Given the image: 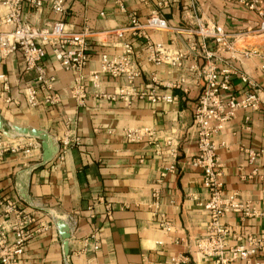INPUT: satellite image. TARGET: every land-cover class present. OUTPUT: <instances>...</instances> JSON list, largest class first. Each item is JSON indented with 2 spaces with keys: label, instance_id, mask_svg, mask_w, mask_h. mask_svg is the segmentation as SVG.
I'll list each match as a JSON object with an SVG mask.
<instances>
[{
  "label": "crops",
  "instance_id": "0c3cea01",
  "mask_svg": "<svg viewBox=\"0 0 264 264\" xmlns=\"http://www.w3.org/2000/svg\"><path fill=\"white\" fill-rule=\"evenodd\" d=\"M161 1L64 0L67 8L64 21L70 31L78 32L84 27L90 31L85 76L98 72L102 53L116 55L122 43L130 41L141 71L136 80L141 90L150 82L151 73L161 82L184 80L177 89L157 87V93L173 95L172 102L150 103L139 99L126 105L121 100L98 97L97 91L110 93L125 84L123 77L99 74L96 89L90 88L91 83L85 78L84 84L89 89L84 104L77 105L70 95L75 72L61 68L46 47L41 64L54 78L53 87L60 101L55 106L40 101L36 107H30L22 89L31 82L33 72L24 70L19 52L0 59V74L5 76L8 85L5 90L0 81L3 128L42 131L53 143L63 136L79 138V144L68 150L57 169L52 168L53 157L42 161L41 146L31 158L21 153H7L0 162L2 197L18 200L20 208L33 218L28 226L33 235L18 264H147L186 252H189L186 264H212L196 251L194 244V238L204 233L208 221L202 207L207 193L201 172L188 165L197 151L191 112L203 88L202 82L188 71L194 56L189 55L180 68L153 66L146 59L143 40L126 29L131 12L142 21L151 11L159 10L168 28L150 31L149 38L171 48H186L191 36L189 31L195 30L198 22L221 26L233 40L230 50L219 53L217 69L234 66L249 76L260 88L261 106L257 111H237L215 142L225 193H236L239 199L250 203L255 213L252 216L227 213L221 222L237 234L249 233L264 239V160L248 164L239 150L240 145L252 150L264 145V73L261 71L264 46L244 40L257 32V16L234 0H195L192 10L188 8L189 0H166V4L159 7ZM22 10L27 20L37 27L49 26L59 18L46 4L39 10L24 5ZM3 12L0 7V15ZM207 48H214L211 40H207ZM196 59L201 63L200 58L196 56ZM241 88L240 81L233 78L227 95L236 96ZM246 117L249 121L244 125ZM126 129L152 131L160 147L167 138L171 139L177 149L175 171L160 179L159 173L171 159L164 154L155 155L154 144L148 143L146 138L126 142L122 136ZM23 141L30 142V139L25 136ZM253 167L257 169L256 175L250 179L241 177L249 175ZM155 188L161 192L156 217L149 207ZM160 214L169 224V232L159 227ZM58 220L69 226L66 256L56 228ZM92 235L98 242L97 250L92 249ZM176 240L179 243H175ZM256 261L264 263V247L251 259V262ZM242 263L236 260L233 264Z\"/></svg>",
  "mask_w": 264,
  "mask_h": 264
},
{
  "label": "built area",
  "instance_id": "2783aa9c",
  "mask_svg": "<svg viewBox=\"0 0 264 264\" xmlns=\"http://www.w3.org/2000/svg\"><path fill=\"white\" fill-rule=\"evenodd\" d=\"M88 1V0H81ZM189 9H194L195 0H189ZM248 11L256 14L258 19L257 32L264 38V11L263 0H234ZM46 4L51 11L59 16L49 26L37 27L32 25L23 14V6L39 10ZM166 4L162 0L158 4L161 7ZM0 7L4 12L0 15V59L19 52L22 56L24 70L33 72V78L26 84L22 91L26 103L30 107H36L42 101L47 106H55L60 97L53 87L54 78L48 75L41 62L46 55V47H49L54 60L66 71L75 72L70 95L76 100L77 105H83L89 89L84 84L85 78L91 83L90 88L99 86L98 75H106L110 78L123 77L125 84L113 92L97 91L98 97L110 101L121 100L130 105L135 100L145 99L150 103L172 102L175 97L171 94H159L156 89L159 86L177 89L184 83L183 79L175 82H161L155 73H151L150 82L140 89L136 85L137 78L141 75L134 56L133 46L130 41L122 43L120 52L108 56L102 53L99 57L98 72H91L87 76L83 70L88 63L89 35L87 27L81 31L68 30L64 21L67 8L64 0H0ZM120 9L123 6L120 4ZM128 32L133 36L140 37L145 45L146 59L153 66L167 65L172 68H180L183 61L189 55L194 56L188 71L202 82V91L191 112V125L196 133V154L188 160V165L200 170L202 184L207 193V198L202 204L207 212L208 221L202 235L194 238L195 249L212 264H233L241 260L242 264H264L263 262H251V259L261 252L264 247V239L254 234H237L233 229L221 222L227 213H236L241 216H252L255 213L248 201L239 199L236 193H225L221 182L222 166L217 154L218 145L215 138L223 130L225 124L234 118L239 110L257 111L261 106L260 88L249 76L240 69L230 66L221 70L217 69L216 62L220 59L219 53L232 48L233 40L225 30L216 24H202L198 22L195 30H190L191 36L187 39L184 49H175L163 43L152 42L149 38L150 31H164L168 24L159 10H153L144 20H139L134 12L128 14ZM1 28H8L1 30ZM198 38V39H197ZM207 40H211L214 48H207ZM196 56L201 63L197 62ZM264 73V65L261 68ZM233 78H237L242 88L239 93L227 95L231 89ZM3 89L8 85L5 76L0 74ZM249 119H244L247 125ZM28 137L30 142L23 141ZM126 142L135 143L147 139L148 143L154 144L155 155L169 157L171 163L159 173L160 179L166 173L174 172L177 149L169 138L164 146L157 144V137L148 129H126L122 132ZM79 144L77 136H63L56 143L57 151L53 155V169L59 168L64 162L68 150ZM225 147L224 143H220ZM40 142L35 137L0 131V162L5 154L21 153L22 156L31 158L34 152H38ZM245 155L248 164H254L258 159L264 160V145L258 150L249 149L243 145L239 148ZM242 166L238 167L241 170ZM257 174V169L252 168L249 175L242 178L250 179ZM158 180V182L160 181ZM161 192L158 188L151 193L152 202L149 205L152 216L158 214L157 207ZM109 213V212H108ZM158 222L161 230L170 231V226L159 215ZM70 221L74 220L69 217ZM33 221L31 215L19 206L18 200L3 198L0 193V264H18L27 241L33 235L28 226ZM93 238V250L98 249V242ZM231 240L236 244H231ZM175 243H179L178 240ZM156 242V245H159ZM189 261V252L175 254L160 262H147V264H186Z\"/></svg>",
  "mask_w": 264,
  "mask_h": 264
},
{
  "label": "water",
  "instance_id": "95a60500",
  "mask_svg": "<svg viewBox=\"0 0 264 264\" xmlns=\"http://www.w3.org/2000/svg\"><path fill=\"white\" fill-rule=\"evenodd\" d=\"M0 131H3L5 134H8L9 132L10 133L14 132L17 134L29 135L38 138L40 140V146L42 149L43 162L49 161L57 151V147L55 143H53L51 138L42 131L27 129V128H17V127L3 128V123L1 122V120H0ZM56 228L63 243V253L66 256L68 252L67 239L69 238V226L66 222H63L62 220H58L56 222Z\"/></svg>",
  "mask_w": 264,
  "mask_h": 264
},
{
  "label": "rangeland",
  "instance_id": "374dc122",
  "mask_svg": "<svg viewBox=\"0 0 264 264\" xmlns=\"http://www.w3.org/2000/svg\"><path fill=\"white\" fill-rule=\"evenodd\" d=\"M264 3V0L263 2ZM263 5V4H262ZM263 11H264V8H262ZM253 37H248L247 39H244V40H247L249 42H252V43H256L258 42L260 45H263L264 46V42H262V40L264 41V38L260 37L258 33H255L254 35H252ZM243 41L242 38H239ZM264 51V48L262 49Z\"/></svg>",
  "mask_w": 264,
  "mask_h": 264
}]
</instances>
